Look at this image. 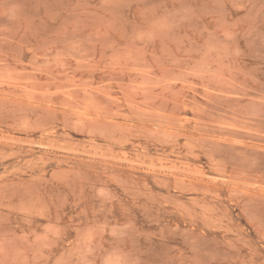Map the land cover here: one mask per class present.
I'll list each match as a JSON object with an SVG mask.
<instances>
[{"label": "rangeland", "instance_id": "1", "mask_svg": "<svg viewBox=\"0 0 264 264\" xmlns=\"http://www.w3.org/2000/svg\"><path fill=\"white\" fill-rule=\"evenodd\" d=\"M0 264H264V0H0Z\"/></svg>", "mask_w": 264, "mask_h": 264}]
</instances>
